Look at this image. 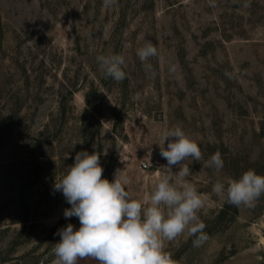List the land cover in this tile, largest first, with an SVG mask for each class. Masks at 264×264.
<instances>
[{
	"label": "rangeland",
	"instance_id": "rangeland-1",
	"mask_svg": "<svg viewBox=\"0 0 264 264\" xmlns=\"http://www.w3.org/2000/svg\"><path fill=\"white\" fill-rule=\"evenodd\" d=\"M148 41L158 49L148 61L155 77L136 54ZM111 54L125 57L122 82L97 62ZM93 87L111 156L100 160L102 178L120 170L133 199L151 192L167 164L158 145L165 128L181 127L201 148V160L185 162L186 179L204 199L198 216L209 239L193 247L185 230L165 241L177 264H264V195L248 208L212 191L249 169L264 175V0H0V264H51L57 231L80 227L64 217L71 205L54 185L81 151ZM48 122L62 131L40 143ZM216 152L219 172L206 163Z\"/></svg>",
	"mask_w": 264,
	"mask_h": 264
},
{
	"label": "clouds",
	"instance_id": "clouds-1",
	"mask_svg": "<svg viewBox=\"0 0 264 264\" xmlns=\"http://www.w3.org/2000/svg\"><path fill=\"white\" fill-rule=\"evenodd\" d=\"M103 6H118V0H103ZM136 54L145 72L155 77L148 61L158 56L157 47L148 41ZM96 59L106 78L117 83L125 79L126 60L122 54L98 55ZM158 145L167 164L159 169V179L142 200L133 199L125 190L129 181L121 177L120 170L113 181L102 178L100 153H76L74 164L56 180L54 191L62 192L71 205L64 210V217L78 218L80 227L74 230L69 223L57 231L60 241L52 248L51 264H78L84 259L97 264H177L165 250V241L174 240L185 230L195 237L193 247H201L209 239L204 232L206 225L198 216L204 199L186 179L192 171L185 162L201 160V148L179 126L165 128ZM206 163L216 172L224 166L220 152ZM173 166L179 170L174 172ZM212 191L226 196L230 205L253 208L264 195V175L249 169L238 179L217 181Z\"/></svg>",
	"mask_w": 264,
	"mask_h": 264
},
{
	"label": "trees",
	"instance_id": "trees-1",
	"mask_svg": "<svg viewBox=\"0 0 264 264\" xmlns=\"http://www.w3.org/2000/svg\"><path fill=\"white\" fill-rule=\"evenodd\" d=\"M95 93H97V90L93 87L90 90H88L85 94V99H86V108L84 109V112L81 116L80 119V137H81V151H87L89 154H92L94 152V148H93V143L95 138H98V146L99 149L98 152L100 153V160L104 159V158H108L111 159V156L108 157H104V151H103V146L101 143V128H102V124L101 121L98 119L97 115L100 114L99 109H97V103H95ZM70 97H73V92L69 93ZM101 97V95H100ZM59 114L62 117V120L64 121L63 123H66L67 121V111H66V107L64 105H62L61 107H59ZM96 128V133H93L92 128ZM62 129H56L55 126L51 127L50 122H48L45 125V130H43L40 135L43 136V138H39L38 140L40 141V143H49L52 139L56 138L60 133H61ZM80 151V152H81ZM110 157V158H109ZM40 160H38V158H36L35 156L32 157L31 159V169L34 170L36 169L37 171H35V175L39 176L40 175ZM111 164V162H110ZM110 169V168H109ZM108 169V170H109ZM110 171V170H109ZM110 181V178L108 179Z\"/></svg>",
	"mask_w": 264,
	"mask_h": 264
},
{
	"label": "crops",
	"instance_id": "crops-1",
	"mask_svg": "<svg viewBox=\"0 0 264 264\" xmlns=\"http://www.w3.org/2000/svg\"><path fill=\"white\" fill-rule=\"evenodd\" d=\"M78 264H97V262L91 259H84V260H79Z\"/></svg>",
	"mask_w": 264,
	"mask_h": 264
},
{
	"label": "built area",
	"instance_id": "built-area-1",
	"mask_svg": "<svg viewBox=\"0 0 264 264\" xmlns=\"http://www.w3.org/2000/svg\"><path fill=\"white\" fill-rule=\"evenodd\" d=\"M147 167H148V164L144 163L143 168H147Z\"/></svg>",
	"mask_w": 264,
	"mask_h": 264
}]
</instances>
